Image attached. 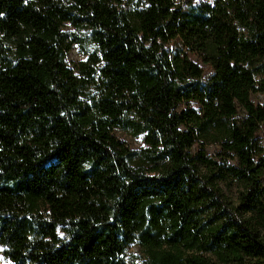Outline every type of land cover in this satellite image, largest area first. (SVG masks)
<instances>
[{
	"label": "trees",
	"instance_id": "16d2710c",
	"mask_svg": "<svg viewBox=\"0 0 264 264\" xmlns=\"http://www.w3.org/2000/svg\"><path fill=\"white\" fill-rule=\"evenodd\" d=\"M74 42L88 81L67 66ZM258 91L264 0H0L4 258L127 264L137 241L146 264H264Z\"/></svg>",
	"mask_w": 264,
	"mask_h": 264
},
{
	"label": "rangeland",
	"instance_id": "374dc122",
	"mask_svg": "<svg viewBox=\"0 0 264 264\" xmlns=\"http://www.w3.org/2000/svg\"><path fill=\"white\" fill-rule=\"evenodd\" d=\"M200 1L201 0H175V2L180 4L181 6H186L190 4L192 6H195L199 4ZM202 1L211 3L213 0H202ZM67 30L72 31L73 28L68 27ZM167 47L169 48L171 55H173L175 52V45L172 42H170L167 45ZM83 51L84 49L81 48V45L77 42H74L71 46V49L68 51L66 55V63L76 77L88 81V75L85 73V66L86 64H88V57L87 54H85ZM189 57L193 62L197 63L201 68H203L204 75L202 77V81L205 82L208 79L209 75L211 74L210 68L202 61L197 59V57L194 54L189 53ZM84 100L88 102V96H85ZM252 100L256 104H264V91H258L253 93ZM184 106H186V104H184L183 107ZM190 106L195 108L197 107V105L193 102L190 103ZM241 117H243V112L241 109H239L237 118H241ZM115 134L120 140L127 142L130 145V147L138 153H141L142 151H146L148 149H152L151 144L147 142L143 134L134 135V133L130 128H125L121 126L116 127ZM255 142L257 146L256 147L257 152L264 158V124L261 125L260 130L256 135ZM217 150L218 147L215 144L211 142L206 144V152L210 156H214ZM261 180H262V184H264V174ZM222 187H223V192L227 197V200L231 202H235L237 193L239 190H241V187L235 181L226 183L222 185ZM209 256L214 258L212 255ZM122 257L127 264H146L143 248L137 241H133L127 244ZM0 264H9V262L4 258L1 248H0Z\"/></svg>",
	"mask_w": 264,
	"mask_h": 264
}]
</instances>
